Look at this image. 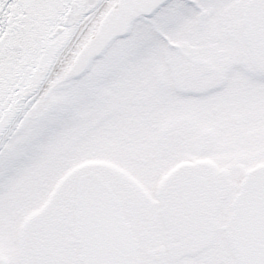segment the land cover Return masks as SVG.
Returning <instances> with one entry per match:
<instances>
[{
  "label": "snow or ice",
  "instance_id": "snow-or-ice-1",
  "mask_svg": "<svg viewBox=\"0 0 264 264\" xmlns=\"http://www.w3.org/2000/svg\"><path fill=\"white\" fill-rule=\"evenodd\" d=\"M0 264H264V0H0Z\"/></svg>",
  "mask_w": 264,
  "mask_h": 264
}]
</instances>
